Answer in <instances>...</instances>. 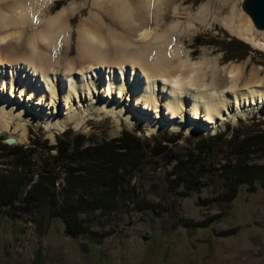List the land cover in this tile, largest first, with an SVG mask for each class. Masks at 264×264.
I'll list each match as a JSON object with an SVG mask.
<instances>
[{"label":"rangeland","instance_id":"374dc122","mask_svg":"<svg viewBox=\"0 0 264 264\" xmlns=\"http://www.w3.org/2000/svg\"><path fill=\"white\" fill-rule=\"evenodd\" d=\"M208 2L209 0H177L181 12L191 14H196L199 6ZM241 2L243 3V0ZM71 3H77L79 7L68 18L67 60L77 56L82 21L91 13L99 14V9L92 6V0H54L44 13L46 16L55 15ZM41 5L47 6L45 2L35 1L32 7L39 10ZM40 13L41 11L38 12L36 24L33 23L32 27L27 26L24 39L38 27ZM225 13L222 12L220 17ZM171 20L172 18H167L168 23ZM106 24L109 23L106 21ZM152 27L153 23L150 28ZM174 35V45L181 43L183 55L191 52L192 60H199L202 57L218 59L220 69L231 67L234 63L247 66L244 72L246 77L253 67L261 68L260 76L264 75V50L252 47L218 21L210 20V24L207 25L195 24L185 35L181 31L175 32ZM232 39L243 43L231 44L229 40ZM64 49L61 39L56 48L52 49L53 59H58ZM1 69L0 66V72ZM104 72L102 71L99 79L108 81L102 75ZM18 73L23 75L24 72L20 70ZM226 73L223 72L224 77ZM24 76L27 79L30 77L25 74ZM41 79L40 85L43 83L46 87V82ZM84 82L87 84L90 80L84 78ZM8 91L6 96L10 93V90ZM80 91L82 92V89ZM36 96L39 98V95ZM10 97L12 102L14 97L13 95ZM37 97L34 104L30 102V108L36 107L35 103L39 100ZM45 98L48 99V96L41 97L42 101H45ZM91 98L90 101V94L84 90L82 101L74 102V106H81L87 102L94 104L80 120L78 119L81 122L78 126L72 122L64 130L57 128L48 130L44 120L36 122L30 119L27 124L28 140L24 143H14L10 147L23 145L25 149L35 148V154L42 159L45 157V148L40 145L46 142L48 146L57 147L56 138L59 136L76 139L85 135L88 138L87 143L96 144L119 138L122 130L126 129L138 135L143 141L148 138L164 139V143H169V148L173 150L171 155L176 154L179 159H173L169 163L163 159L147 161L145 166L135 167L130 181V186L135 188L133 194L121 193L116 210L95 211L85 216L90 221L89 237L92 239L83 238L82 235L78 238L71 237L65 231L66 224L58 216H49L45 206L34 205L31 210L25 211L20 208L3 210L0 213V264H264V174L260 178L261 182L238 186L236 197L228 202L224 196L229 192L232 178L220 171L224 164L233 165L235 162V156L230 151L231 144L227 142L233 135L239 133L240 139L243 140L247 134L264 131V107L239 116L235 121L225 120L212 134L202 130L171 131L164 127L148 132L147 128L139 123L128 125L123 118L120 119L118 126L116 117L99 112L96 108L107 98ZM108 100L113 102L111 97H108ZM124 101L128 102L127 97ZM124 101H121L122 106ZM60 104L62 106L56 104L54 108V101L48 106L46 103V108L40 113L45 114L48 111L67 113L68 105L63 100ZM72 104L73 100L70 106ZM40 105L38 106L41 107ZM147 113L156 116L155 109ZM165 113L166 111L162 116L168 119ZM14 122L11 123V128L15 125ZM202 124L205 128L211 125L203 121ZM220 134H224L227 141L219 140L221 143L218 141L219 144L211 157L206 154L189 157L190 153L198 155L195 147L200 137L212 139ZM175 135L179 136L178 139ZM7 136L9 135L0 133L1 170H13L11 163L13 160L9 158L10 156L7 157L10 147L4 145ZM250 149L252 164L264 167V150L257 151L256 146H251ZM56 151L50 153L55 155ZM178 161L184 167L179 171L176 170ZM60 173L55 185L59 197L63 200L61 190L65 187L66 173L62 169ZM188 173L199 177V184L194 189H187L186 183H183V180H191ZM37 176H33V179L36 180ZM174 180L175 182L179 180L178 184L173 183ZM142 201L145 203L147 201L149 205L155 204L160 215L151 210L145 212L137 210L136 206Z\"/></svg>","mask_w":264,"mask_h":264},{"label":"bare ground","instance_id":"6f19581e","mask_svg":"<svg viewBox=\"0 0 264 264\" xmlns=\"http://www.w3.org/2000/svg\"><path fill=\"white\" fill-rule=\"evenodd\" d=\"M35 1L47 6L34 9ZM53 1L0 0V133L9 135L15 143L28 140L30 119L44 120L48 130H64L72 122L78 126V119L94 105L87 102L74 106V102L82 101L84 90L90 94V101L91 97L107 98L96 108L116 117L118 126L123 118L128 125L139 123L148 132L164 127L212 134L225 120L235 121L264 107L261 68L253 67L246 77V65L233 63L220 69L218 59L192 60L191 52L183 55L181 43L174 45L175 32L185 35L195 24L207 25L213 20L252 47L264 50V29L259 30L241 11V0H209L196 14L181 12L177 0H92L99 14L91 13L82 21L77 56L68 60L67 23L79 4L71 3L46 16ZM40 11L38 27L24 39L27 26L36 24ZM222 12L226 13L220 17ZM183 13L185 16H181ZM167 18L172 20L168 23ZM61 39L65 49L53 59L52 49ZM102 71L108 81L99 79ZM223 72H227L225 77ZM40 78L46 87L40 85ZM84 78L90 83L86 84ZM45 96L48 99L42 101ZM35 97L39 99L36 107L30 108ZM126 97L128 102L124 101ZM62 100L68 105L67 113H40L46 103L48 106L54 101L56 108V104L62 106ZM152 109L156 116L148 115ZM164 111L168 119L162 116ZM202 121L211 125L205 128Z\"/></svg>","mask_w":264,"mask_h":264},{"label":"trees","instance_id":"16d2710c","mask_svg":"<svg viewBox=\"0 0 264 264\" xmlns=\"http://www.w3.org/2000/svg\"><path fill=\"white\" fill-rule=\"evenodd\" d=\"M229 41L234 45L243 43L237 39ZM175 137L178 139L179 136ZM200 138L195 147L198 155L190 153L189 157L200 154L211 157L219 140L227 141L224 134L212 139ZM87 139L85 135L76 139L59 136L56 138L57 147L48 146L45 142L40 145L45 148V157L42 159L35 154V148L25 149L23 145L11 148L10 145L4 144L10 147L7 157L10 156L13 160V170L0 169V213L8 208H20L25 211L31 210L34 205L45 206L49 216H58L66 224L65 231L71 237L78 238L82 235L83 238L92 239L89 237L90 221L85 216L95 211L116 210L121 193L133 194L135 188L130 186V181L135 167L145 166L147 161L163 159L169 163L173 159H179L178 155H171L173 150L169 148V143H164V139L148 138L143 141L126 129L122 130L119 138L101 143H87ZM227 142L231 144L230 151L235 156V162L233 165L224 164L220 171L232 178L229 192L224 196L225 200L230 202L236 197L238 186L262 181L260 178L264 174V167L252 164L250 148L256 146L257 151L264 150V131L247 134L243 140L237 133ZM53 150H57L55 155L50 153ZM177 164V171L184 168L180 161ZM61 169L66 173L65 187L61 190L63 200L59 197L55 185ZM35 175H38L36 180L33 179ZM188 175L191 180H183V183H186L187 189L196 188L199 177L190 173ZM178 178L180 180L181 175ZM178 181L172 182L178 184ZM136 207L140 212L151 210L160 215L156 205H149L147 201H142Z\"/></svg>","mask_w":264,"mask_h":264},{"label":"water","instance_id":"95a60500","mask_svg":"<svg viewBox=\"0 0 264 264\" xmlns=\"http://www.w3.org/2000/svg\"><path fill=\"white\" fill-rule=\"evenodd\" d=\"M241 9L249 15L253 25L259 30L264 29V0H243ZM15 140L10 136L4 139V144L13 145Z\"/></svg>","mask_w":264,"mask_h":264}]
</instances>
